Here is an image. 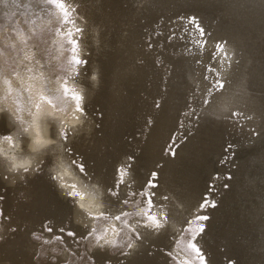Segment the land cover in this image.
I'll use <instances>...</instances> for the list:
<instances>
[{"label": "bare ground", "instance_id": "1", "mask_svg": "<svg viewBox=\"0 0 264 264\" xmlns=\"http://www.w3.org/2000/svg\"><path fill=\"white\" fill-rule=\"evenodd\" d=\"M66 2L79 4L90 14L93 23L106 27L102 38L108 37L107 43L112 49L95 57L100 65L102 83L94 99L85 106V111L93 116L99 127L90 139L81 138L69 146L72 160L83 167V174L99 179L107 192L116 184L117 165L121 159L132 157L134 163L131 172L137 189L156 170L159 172L161 185L181 201L191 203H195L207 192L214 176L228 172L232 177L228 181L230 188L223 196L217 197L218 206L209 211L210 220L206 222L205 231L200 237L205 246L204 251L210 264H230L231 261H235V264H264V138L247 144L245 135L233 130L231 124H218L200 118L195 123L189 121L191 134L184 136V142L174 158L162 155L163 144L167 136L176 131V121L184 105L183 93L178 90L184 83V67H187L180 57L183 49L177 45H166L163 51L157 49L145 55L146 64L137 70L135 76L119 73L120 93L117 97L111 90L113 73L117 67L132 63L131 60H124L117 44L120 41L122 23H127L135 10L128 0H100L98 5H95V0ZM16 3L21 7L9 10L7 17L0 12V31L6 24L14 26L11 42L15 44V48L8 51L18 61L25 57L27 59L21 65L19 80L14 81L0 74V98L11 93L23 108L26 96L48 95L49 81L55 79L49 71L40 67L41 64H46L48 68L56 66L57 73L73 67L68 63L72 52L66 34L69 30L74 31V26L72 23L64 24L60 10L54 7L49 8L60 22L52 25L43 15L35 14V10L29 7L32 0H16ZM160 4L162 10L159 14L145 16L143 23L137 20L136 38L140 40L150 34L159 26L158 21L162 17L165 20L183 16L202 19L216 37L229 41L226 46L229 55L236 58L242 54L240 58L244 76L232 86L229 95L235 94L233 101L242 109L245 102L259 109L260 101L264 100V0H160ZM11 11L17 14L11 15ZM56 29L59 30L58 33ZM212 47L213 41H209L208 48L201 57L205 63L209 61ZM2 48L3 44L0 43V49ZM41 49L46 50L43 58ZM193 53L200 55L195 47ZM141 54L143 55L142 51ZM65 56L67 60L61 64L60 60ZM156 56L164 61L173 75L172 85L169 86L171 90L164 106L154 113L153 103L161 96L163 74V69L154 64ZM37 60L40 64L36 63ZM92 62V58H89L85 65L86 75L90 74ZM29 67L32 68L31 72L27 71ZM199 71V66H196L187 79L193 84L197 83ZM63 79L71 84L69 76H64ZM248 83L251 94L244 91ZM256 93L262 95L257 97ZM216 111L217 114H222L220 108ZM149 118L154 120V125L147 138L142 140ZM259 121L258 114L257 123ZM9 133L6 121L0 120V137H6ZM229 141L237 146L238 151L233 165L222 167L224 147ZM50 163V160L46 161L45 167ZM158 163L164 167L156 169ZM245 172H248L249 179L244 186L245 193L242 194L238 190L242 187ZM116 190L119 191V188ZM21 191L30 197L28 203L18 201V193ZM0 197L3 198L0 200V208L5 215L13 217V223L30 222L31 230H35L45 221H50L53 234L62 235L70 245L87 235L85 230L72 223L71 205L59 198L56 189L43 174L30 180L26 187L18 185L16 189H10L0 183ZM137 199L140 201L139 207L147 210L143 198L137 196L135 200ZM108 203L110 207H119L121 211L139 210L110 198ZM152 211H157V207ZM60 229H64V233ZM69 231L75 233V237H68L66 233ZM14 235V240L0 245V257L11 259L13 264H31V257L24 250L27 233L17 232ZM146 239L148 244L145 246L142 243L141 250L131 259L125 260L124 264H170L166 253L172 246L173 233L165 229L159 236H149ZM176 253H179V258H185L180 248L176 249ZM94 259L95 264H105L106 260L120 264L118 259L109 257L106 253L97 252Z\"/></svg>", "mask_w": 264, "mask_h": 264}, {"label": "clouds", "instance_id": "2", "mask_svg": "<svg viewBox=\"0 0 264 264\" xmlns=\"http://www.w3.org/2000/svg\"><path fill=\"white\" fill-rule=\"evenodd\" d=\"M128 2L135 11L131 14L128 22L121 25L117 49L123 53L124 60H131L132 63L117 67L113 73L111 90L117 97L120 93L118 74L123 72L135 76L137 70L146 64L144 56L150 53L151 46L144 47L145 38L142 37L140 40L136 38L137 20L143 23L145 16L151 13L159 14L162 10L160 0H128ZM2 3L3 0H0V4ZM99 3L100 0H95V5ZM73 6L78 9V12L74 13L73 20L76 22V27L82 30L76 39L81 41L79 56L83 61L82 64L73 66L75 74L72 71L73 67L57 73L56 66L48 68L46 64H41L40 67L55 76V79L49 81L48 95L31 94L26 96L23 108L11 93L0 98V120L6 121L10 129L8 135L10 139L0 137V183L6 185L7 188L16 189L18 185L26 187L28 182L38 175H45V178L56 189L59 198L71 205L73 209L72 223L85 230L87 235L77 243L70 245L62 235L53 234L52 229L48 228V225L51 224L50 221H45L43 228L37 226L35 230H31L30 222L17 221L13 223V217L5 215L3 209L0 208V245L14 240V234L21 232L27 233V244L24 250L31 257V264H95L94 254L97 252L106 253L109 257L118 259L120 264H124L125 260L131 259L141 250L142 243L145 246L148 244L147 237L155 238L165 229L170 230L171 233L178 231L177 220L183 218L186 212L181 200L164 187L161 190L166 193L168 200L163 205L158 203L157 211H152L154 207L150 210L151 215L158 217L159 227L147 219L146 214L149 212V208L147 205V210L139 207V199L132 202L129 197L128 205L139 210L126 211L128 214H125V211H121L119 207L109 206L107 192L100 180L83 174L80 171L82 166L72 160L69 146L81 138L90 139L99 127L93 116L85 111V106L94 99L102 83L100 65L96 62L95 57H99L105 51L112 50L107 43L108 37L102 38L106 27L93 23L90 14L85 12L79 4ZM33 7L39 12L38 15H43L49 21V24L54 25L60 22L55 18L52 10L43 3L37 7L34 0ZM9 10H11L10 6L0 7V12H3L4 17L9 15ZM14 31V26L10 27L7 24L0 31V43L3 44V48L0 49V56H2L0 74L16 81L21 77V65L24 64L27 57L18 61L8 51V49L15 48V44L11 42ZM58 31L56 29L57 33ZM40 51L41 58H43V53L46 50L41 49ZM153 55L155 54L153 53ZM89 58H92L93 62L90 74L86 75L85 65ZM64 60H67V56L60 60V63L63 64ZM36 63L40 64V61L37 60ZM27 71L31 72L32 68H27ZM64 76L71 78L70 85L68 80L63 79ZM57 84L59 87H56ZM64 87L69 90L67 94L64 92ZM178 90L184 91V83ZM73 94L80 97L79 110L75 106L76 102L72 99ZM255 95L260 97L262 94L256 93ZM232 106H236L233 100L230 103H217L211 108L201 109L197 115L218 124H231L227 113L228 108ZM218 108L222 110V114H217ZM153 112L155 113L157 110L153 109ZM180 119H184L182 113ZM191 121L196 122L195 118ZM153 125V120L149 118V124L144 128V135L141 137L142 140L147 138ZM190 126L189 122L185 125L186 128ZM173 134L175 135V133ZM166 151L165 149V153ZM48 160L51 163L45 167ZM133 163L132 157L121 159L117 165V180L120 174L119 169H131ZM248 179L249 174L245 172L242 187L238 190L242 194L245 193L244 186ZM125 182L136 183L131 171L127 172ZM228 190L227 187L225 190H221L220 196H223L224 192ZM2 199L0 197V200ZM17 199L19 202L28 203L30 197L21 191L18 193ZM157 201H159V197ZM169 209L172 210L173 217L166 220L164 213ZM200 246L203 250L205 249L202 240H200ZM183 253L185 256H190L189 253ZM0 264H13V262L11 259L0 257ZM105 264H113V261L106 260ZM170 264H172L171 261Z\"/></svg>", "mask_w": 264, "mask_h": 264}, {"label": "snow or ice", "instance_id": "3", "mask_svg": "<svg viewBox=\"0 0 264 264\" xmlns=\"http://www.w3.org/2000/svg\"><path fill=\"white\" fill-rule=\"evenodd\" d=\"M33 2L29 7L33 8ZM37 7L43 3L47 7H54L59 9L62 14V20L64 24L72 23L74 31L69 30L67 32L68 44L71 46V58L68 63L72 66H78L83 63L79 56V48L81 41L76 39L77 35L82 33L79 27H76L75 20L72 19V14L78 12L72 4L66 2V0H35ZM11 9H19L21 5L16 3V0H3L0 7H9ZM35 10V14L39 12ZM11 15L15 16L17 13L11 11ZM158 27L154 28L150 34H146L144 39V47H150V53L157 49L163 51L165 46L177 45L183 49L180 52V57L185 61V78H184V105L181 109L184 119L180 117L176 121V131L174 134L168 135L164 144L162 155L172 159L175 157L179 147L184 142V136L189 134L190 127H185L187 122L195 118L199 120L200 116L197 113L201 109L206 107L211 108L217 103H230L233 100V96L229 95L232 92V86L240 80L243 76L241 55L233 58L228 54L226 46L229 41L223 37H216L213 31H210L205 26L202 19L195 16H183L177 17L174 20H165L163 17L158 21ZM194 34V35H193ZM163 41V42H161ZM209 41H213L212 51L209 54V61L205 63L201 57L205 50L208 48ZM193 47H195L200 53L199 56L193 53ZM154 64L159 65L163 69L161 76V97L163 99H156L153 103V108L159 111L164 106L165 100L170 92V85H172L173 72L170 68L165 66L164 61L159 57L154 58ZM199 66L200 71L197 73L199 80L193 84L189 82L187 76ZM75 74V68L72 69ZM67 87H64V92L68 93ZM247 93L251 94L249 83L246 89ZM223 98V100H221ZM72 99L76 102L75 106L77 110L80 109V97L73 94ZM228 117L231 119V126L233 130L245 135L246 143L252 144L255 140L264 138V100L260 101L259 109L255 105H250L245 102L243 109L239 106H232L228 108ZM258 114L260 121L257 123ZM181 115V114H180ZM153 120V119H152ZM149 124V120L146 121ZM154 124V120H153ZM5 139H10L6 136ZM165 149L167 150L165 153ZM238 151L237 146L229 141L224 147V156L221 159L222 167H230L233 165L235 159V153ZM163 164L158 163L156 169H162ZM83 172V167L80 168ZM131 169L125 168L119 169V178L116 180L114 187L107 191L108 198L118 201L120 204L127 206L129 204V197L131 201H135V197L139 196L143 198V203L149 208V212L146 214L147 219L151 221L156 227H159L158 217L151 215V208L157 207V198L159 197V205L165 204L168 197L161 189L163 185L159 183V172L153 170L148 179L144 182L140 189L135 187V184L125 182V176ZM232 177L225 172L223 175H216L212 178L211 183L208 186V190L203 194L199 200L195 203L190 201H181L185 208V216L180 220H177L179 229L173 232V241L170 250L166 253L168 259L172 264H210L207 258L206 252L200 246V237L205 231L206 222L210 220L208 215L209 211L215 209L218 206L217 197L220 196L221 190H225L226 187L230 188V181ZM74 187V186H73ZM119 188V191L116 189ZM76 194L75 191L73 193ZM125 214H128L125 211ZM165 219L170 220L173 217L172 210L169 209L164 213ZM44 227L43 225L41 226ZM48 228H52L49 224ZM64 233V229L59 230ZM68 237H75V233L67 232ZM180 248L182 252L189 253L190 256L185 258H179V253H176V249ZM228 264V262H226ZM230 264H235V261H231Z\"/></svg>", "mask_w": 264, "mask_h": 264}]
</instances>
